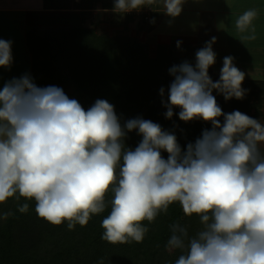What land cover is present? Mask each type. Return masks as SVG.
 I'll list each match as a JSON object with an SVG mask.
<instances>
[{
	"label": "clouds",
	"instance_id": "9594fccd",
	"mask_svg": "<svg viewBox=\"0 0 264 264\" xmlns=\"http://www.w3.org/2000/svg\"><path fill=\"white\" fill-rule=\"evenodd\" d=\"M185 0H163L165 15L176 18ZM156 0H114L123 15ZM255 8L235 21L241 41L257 39ZM212 37L195 54V63L173 65L168 87L159 90L165 119L179 109L182 122L211 124L184 149L174 132L136 117L121 123L114 106L97 99L87 110L57 86L38 87L24 74L0 89V204L15 197L35 202V213L69 230L102 219V240L109 244L141 242L148 228L178 203L200 227L170 225L165 245L179 251L175 264H264V122L238 110L223 113L213 95L241 100L246 73L223 59L217 81L208 74L215 63ZM11 41L0 39V68L12 64ZM181 42H177V48ZM249 75V73H248ZM221 117L223 122L221 123ZM142 139L134 150L128 133ZM162 153H167L165 159ZM111 193V199H107ZM29 204L18 211L27 212ZM10 213L0 218L7 219Z\"/></svg>",
	"mask_w": 264,
	"mask_h": 264
},
{
	"label": "trees",
	"instance_id": "16d2710c",
	"mask_svg": "<svg viewBox=\"0 0 264 264\" xmlns=\"http://www.w3.org/2000/svg\"><path fill=\"white\" fill-rule=\"evenodd\" d=\"M45 8L74 10L79 21L74 25L38 27L26 33V45L30 60V76L38 87L57 86L70 99H76L87 110L97 99L107 100L114 106L121 123L142 117L158 123L162 129L174 132L177 142L184 149L194 142L211 124L196 119L182 122L179 109H174L171 120L165 119L166 109L161 104L160 88L172 82L169 69L188 61L195 63V54L202 48L200 43L157 44L152 56L147 45L126 33L108 35L95 32L94 20L87 19L96 6L101 11L113 10L114 0H43ZM150 6H160L159 0ZM153 12L150 21L143 18L137 29L147 31L157 18ZM124 26L132 15L124 14ZM87 23V25H85ZM124 30V28H122ZM198 39L208 42L213 37L212 14L201 13ZM208 74L215 82L219 75L211 67ZM242 89L247 90L241 100L225 101L215 91L217 104L223 113L240 111L264 122V80H244ZM221 123L223 117L220 118ZM142 138L135 131L128 133L124 143L134 150ZM167 158V153H162ZM107 199H111L108 193ZM27 202V212L18 211L20 204ZM35 202L15 197L0 204V217L10 213L7 219L0 218V264H175L179 251L165 247L170 236V225L180 221L188 225L190 234L200 227L198 218L185 217L178 203L169 206L167 213L159 214L151 223L143 221L148 228L144 239L137 243L109 244L102 240L104 213L94 215L85 226L76 225L69 230L67 222L51 225L35 213Z\"/></svg>",
	"mask_w": 264,
	"mask_h": 264
},
{
	"label": "rangeland",
	"instance_id": "374dc122",
	"mask_svg": "<svg viewBox=\"0 0 264 264\" xmlns=\"http://www.w3.org/2000/svg\"><path fill=\"white\" fill-rule=\"evenodd\" d=\"M158 0H156V3ZM160 6L153 9L150 6L143 7L139 11H131L128 14L132 15L131 21L124 26V14L119 15L114 10L101 11L96 6L95 11L91 13L94 20L95 32L106 33L113 35L117 33H126L130 37L136 38L140 43L147 45V53L152 56L157 44H169L171 42L181 44L200 43L202 47L206 44L205 41L198 39V29L201 14L197 15L196 10L203 6V10H208L212 14L213 37H216V42L213 44V51L216 53L215 63L211 66L214 74L220 76V70L223 67L222 54L227 52V56H232L239 64L235 65L239 70L246 73L244 80H264V15L258 14L253 22L256 28L257 39L255 41H241L239 34L235 28V21L239 15H228L231 9L226 10L224 6H216V0H185L181 14L176 18H171L165 15L163 0H159ZM218 7V8H217ZM236 9V10H235ZM234 10L237 11L238 8ZM94 10V9H93ZM233 10V11H234ZM157 13V18L153 22V27L147 31H139L137 24L145 15L144 20L150 21L152 13ZM206 11L202 12L205 13ZM228 12V13H227ZM126 13V15H128ZM216 16L220 20L216 22ZM181 18V19H180ZM198 18V19H197ZM90 19V16L89 18ZM86 22L85 25H87ZM65 25V23H62ZM124 28V30H122ZM217 28V29H216ZM217 32V35H216ZM207 42V41H206ZM230 54V55H229ZM222 56V57H221ZM245 58L250 61H246ZM13 60L11 67L8 70L0 71V81L6 83L13 78H20L24 74H30L25 62ZM249 73V75H248Z\"/></svg>",
	"mask_w": 264,
	"mask_h": 264
},
{
	"label": "crops",
	"instance_id": "0c3cea01",
	"mask_svg": "<svg viewBox=\"0 0 264 264\" xmlns=\"http://www.w3.org/2000/svg\"><path fill=\"white\" fill-rule=\"evenodd\" d=\"M197 1L200 2V0ZM43 3V0H0V39L12 42V61H24L29 73L30 60L25 42L27 31L38 27H60L62 23H65L66 26H70L76 24L80 19L77 11H62L53 8H45ZM216 6H224L228 11L231 9L230 13L227 12L228 15L235 16L236 14L234 12L242 14L244 11L251 8H255L258 14L264 15V0H216ZM201 8H203L202 5H200V9L196 10L197 15H200L204 11L210 12L211 10L210 8L208 10H203ZM235 8H238V10L235 11ZM93 11H95V9L91 10L89 14L90 19H93L91 16ZM89 16H87V19ZM217 21L222 20H220V17L216 16V22ZM227 54L228 53L225 52L222 56L225 58ZM245 60L250 61L247 58H245ZM233 63L234 65H239L235 60H233ZM5 70L8 69L0 68V71ZM3 85L4 83L0 81V89H2Z\"/></svg>",
	"mask_w": 264,
	"mask_h": 264
},
{
	"label": "built area",
	"instance_id": "2783aa9c",
	"mask_svg": "<svg viewBox=\"0 0 264 264\" xmlns=\"http://www.w3.org/2000/svg\"><path fill=\"white\" fill-rule=\"evenodd\" d=\"M131 12V11H130ZM128 14V13H127ZM145 18V15L143 16V19Z\"/></svg>",
	"mask_w": 264,
	"mask_h": 264
}]
</instances>
